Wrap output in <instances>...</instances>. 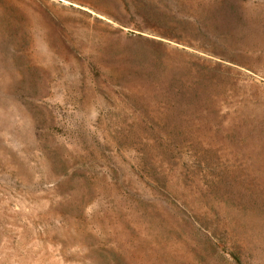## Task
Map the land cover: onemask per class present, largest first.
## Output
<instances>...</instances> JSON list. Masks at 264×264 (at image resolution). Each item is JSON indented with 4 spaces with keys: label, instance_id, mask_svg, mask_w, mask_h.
<instances>
[{
    "label": "rangeland",
    "instance_id": "rangeland-1",
    "mask_svg": "<svg viewBox=\"0 0 264 264\" xmlns=\"http://www.w3.org/2000/svg\"><path fill=\"white\" fill-rule=\"evenodd\" d=\"M219 6L0 0V264H264V0Z\"/></svg>",
    "mask_w": 264,
    "mask_h": 264
},
{
    "label": "crops",
    "instance_id": "crops-1",
    "mask_svg": "<svg viewBox=\"0 0 264 264\" xmlns=\"http://www.w3.org/2000/svg\"><path fill=\"white\" fill-rule=\"evenodd\" d=\"M228 1L230 0H220V4L223 7L219 8H213L214 10L212 11L214 14H217L218 11L223 12L224 15L228 16L229 12H230V8L228 7ZM208 9V8H207ZM216 10V11H215ZM212 14V15H214ZM201 24V22H200ZM201 26H203V24H201ZM203 29H205V27H202ZM227 30V28H225V31ZM209 34V33H208ZM209 37H212L210 34L208 35ZM215 38L220 39V37H223L226 42V56H221V58H216V61H220L224 64L230 65V66H236V67H244V68H250L248 66L249 63H251L250 61L253 60V56L255 57V61H257V56L259 57L260 54H258V52L253 51V50H249V49H245L243 48V42L241 40L238 41V39H236L233 36H230L229 34L226 35H220V34H215L214 35ZM192 49V48H190ZM192 51L197 52V53H201L199 51H196L194 49H192ZM203 54V52L201 53Z\"/></svg>",
    "mask_w": 264,
    "mask_h": 264
},
{
    "label": "trees",
    "instance_id": "trees-1",
    "mask_svg": "<svg viewBox=\"0 0 264 264\" xmlns=\"http://www.w3.org/2000/svg\"><path fill=\"white\" fill-rule=\"evenodd\" d=\"M138 37L146 38L149 42H151V45L158 49H162V51L169 53L170 52V41H173L176 43L175 46V52H177L180 55L189 54L194 57L202 66H204L206 69H215L216 66L212 65L211 63L216 62L215 64H221L222 62L216 61V58H221L222 54L218 52L215 49H210L207 46H202L200 48H197L192 44L186 43L180 39H178L176 36H170L166 34H160V36L155 37H145L143 34H139ZM188 48H192L196 51L203 52L197 53V52H190Z\"/></svg>",
    "mask_w": 264,
    "mask_h": 264
}]
</instances>
